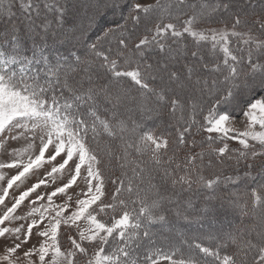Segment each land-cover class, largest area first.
<instances>
[{"label": "snow or ice", "instance_id": "snow-or-ice-1", "mask_svg": "<svg viewBox=\"0 0 264 264\" xmlns=\"http://www.w3.org/2000/svg\"><path fill=\"white\" fill-rule=\"evenodd\" d=\"M16 3L23 16L13 11ZM41 4L47 12L57 13V27H62L64 10L59 0H7L6 3L0 0V20L7 21L0 33V148L9 140L28 141L24 147L8 152L10 161L0 162V170H16L0 192V205L6 206L7 198L14 201L0 215V237L11 232L20 240L24 225L16 228L3 225L32 217L23 239L14 246H6V254L0 256V261L14 264L10 256L28 242L34 227L47 220L43 230L36 233L44 240L23 253L26 258L35 253L39 264H161L162 261L167 264H264V185L248 194L253 219L257 218L256 209L260 210V230L253 228L239 235L228 234L227 241L237 249L232 254L222 255L219 250L227 247V242H219L212 248L189 242L183 234H180V243L187 244L188 252L180 246H172L168 252L149 247L156 243L153 226L167 225L169 211L188 222L197 219L189 215L192 203L182 201V192L191 191L194 185L213 189L222 177L226 181L233 179L223 176L222 171L214 179L205 177V156L209 158L210 168L215 158L222 167L226 161H234L235 165L245 162L249 169L253 166L249 161L264 156V98L247 102L246 110H242L246 118L243 131L230 127L231 116L217 108L222 103H230L237 92L264 93V12H243L242 5L230 11L233 0H155L154 4L147 5L133 2L124 17L125 23L103 31L102 36L87 45L82 57L72 50L66 55L58 50L46 53L52 21L45 17L38 22ZM221 11L229 13L231 19L219 22L230 23V29L198 27L214 23ZM249 16H256L251 24ZM142 20L145 30L137 35L136 29ZM173 21H180L179 27ZM91 25L89 17L88 27ZM256 25L259 34L253 31ZM241 26L247 30L238 31ZM85 31L82 27L81 35L74 38L79 41ZM69 32L52 31L51 36L53 41L59 38L63 43L69 39ZM189 37L194 44L190 52L192 61L178 69L176 64L189 55L186 42ZM232 38L248 46L246 57L234 54L229 46ZM28 41L30 49L26 48ZM29 50L31 55H26ZM204 52L215 62L211 65L206 62ZM149 53L157 54L155 63L150 62ZM201 69L219 73L223 79L212 76L209 83V78L201 75ZM219 84L226 86L223 91ZM205 96L215 99L201 121L197 117L204 112ZM134 114H139L141 120L167 115L169 126L175 129L172 142L189 149L184 160L177 162L170 156L165 161L168 137L141 130L142 125L134 119ZM201 132L209 135L197 143L195 135ZM212 133L217 135L213 137ZM189 135L191 140L187 138ZM89 137L97 147L104 141L102 151L121 169L120 177L112 180L117 186L111 193V202L102 199L105 191L99 167L101 160L89 146ZM37 140L38 154L33 156ZM229 140H235L239 149L230 150ZM197 147L199 152L194 151ZM58 157L60 161L54 163ZM45 165L51 167L43 178L19 195L10 196V189L19 187L29 174ZM82 168L86 171L82 172ZM65 173L68 176L65 183L29 200L37 189L47 187L49 180L55 183L57 174L63 177ZM80 179L86 190L75 194V206L69 211L73 196L67 195L68 190ZM4 180L5 175L0 173V181ZM123 193L127 194L126 198ZM58 194L67 195L63 204L53 203V197ZM45 197L46 203L40 204ZM25 200H29V210L23 216L15 215ZM232 203L242 215L250 214L247 201L243 205L239 199ZM109 211L110 221L98 218L107 216ZM62 225L69 229L70 247L65 250L58 240ZM72 229H75L74 235ZM249 253H252L250 261Z\"/></svg>", "mask_w": 264, "mask_h": 264}, {"label": "rangeland", "instance_id": "rangeland-1", "mask_svg": "<svg viewBox=\"0 0 264 264\" xmlns=\"http://www.w3.org/2000/svg\"><path fill=\"white\" fill-rule=\"evenodd\" d=\"M7 0H4L6 3ZM133 2H139L141 4L147 5V4H154L155 0H59V5L64 10V16H63V26L57 27L56 24V15L57 13L55 11L53 12H47L43 9V6L41 7V16L38 19V22L43 21L45 17H47L48 20L52 21L51 28L49 30V37L47 40L48 47L46 48L47 52H53L55 53L57 50L59 53L67 54L69 50L76 51L78 54H80L82 57L86 53L87 45L94 42L97 38V36H102L103 31L112 28L116 29L118 25L124 24L125 20L124 17L127 16L129 12V6ZM210 2H215V0H210ZM242 5L243 12L248 13H256L261 14L264 12V8H262V5H264V0H233V7L230 11H236V6ZM17 12H20L19 4H16ZM16 12V13H17ZM19 15V14H17ZM89 17L92 18V25L91 27H88L89 24ZM223 20H230L231 17L229 13H225L223 11L219 12L215 17V22L211 24H200L198 25L199 28L207 29L209 27L211 28H231V24L228 23L227 25L220 23L219 21ZM256 19V16H249L248 22L254 21ZM173 23H179V21H173ZM7 25L6 20H0V29H5ZM151 26V25H148ZM257 26V25H256ZM86 29L84 32V35L82 38L78 41L74 37L81 35V28ZM129 28L131 29V23L129 22ZM244 28L241 26L237 30H243ZM69 30H71L69 32ZM145 30V22L142 20L141 24L136 29L137 35L141 34ZM56 31L58 33L63 32H69V39H66L61 43L59 41V38L56 41H53L51 32ZM259 34V32L257 33ZM39 42V41H38ZM27 44L30 46L31 42L28 41ZM234 43H231V45L234 46ZM26 46V48L28 47ZM233 46L232 49H233ZM244 48H246L244 45H242ZM108 45L105 43V48H107ZM112 47L115 48V44L113 42ZM176 47V46H175ZM194 46L191 47V49H188L189 55L184 56L179 63L176 64V68L180 69L183 67L184 63L191 62L192 58L190 56V52L193 50ZM28 49V48H27ZM205 55V61L208 62L210 65L213 63L210 56ZM150 58V62L155 63L156 59L158 58L157 54L154 56H151V53L148 54ZM201 75H203L206 78H209V83H211V77L217 76L219 79H223L222 76H220L219 73H212L210 71H204L201 69ZM156 84L159 85L160 81H156ZM218 87L223 91V89L226 87L223 84H219ZM255 98H264V93L259 94H247V93H241L237 92L234 98L230 103H222L217 106L219 111L227 112L231 116V121L229 122V126L235 128L237 131H243L246 125V118L243 116L242 110H246L247 102L252 101ZM215 98H210L208 96H205L203 98V107L204 109H208L209 106L214 103ZM207 111V110H206ZM205 111V112H206ZM204 112V113H205ZM134 119L139 121L142 125V129L146 131L147 129H150L152 132L156 134H162L164 136H167L169 139V145L166 150V155L163 156V159L166 161L168 157H170V154L173 153L174 149H178L177 153L174 154L176 157H183L186 154H188L189 149L187 146H179L176 143H173L172 141L175 139V129L173 127L169 126V119L167 115H164L163 117H152V118H145L141 120V117L139 114H134ZM156 131H153V130ZM257 130L258 126H257ZM7 133H5L6 135ZM202 134V135H201ZM235 133H231V135H234ZM209 134L201 132L198 136L195 135L196 142L199 140H204ZM213 137H215L217 134L212 133ZM189 140L192 139V136L187 137ZM28 141L24 139H20L18 141H11L9 140L2 148H0V162H8L12 159L8 155V152L12 149L21 148L24 147ZM198 143V142H197ZM217 143L220 144V146H223L222 142L217 141ZM229 149H239V144L235 140H229L227 141ZM254 143V142H250ZM257 149H259V145H255ZM38 148H39V140L36 141V147L33 149L32 154L33 156L35 154H38ZM175 150V151H176ZM162 152L164 150H161ZM194 151L199 152L200 148L197 147L194 149ZM48 155V153H46ZM63 155V154H62ZM183 155V156H182ZM166 156V157H165ZM27 157H25L26 159ZM208 157L205 156L203 165H204V175L207 178H212L218 175L221 172V169L233 167V166H240L241 170L240 173H238L237 179L232 177L233 179L231 181H224L218 183L217 186H214L213 189H207V188H194L191 191H184L182 192L183 195H181L182 201L191 200L192 207L188 210L190 216H196L197 219L193 220L192 222H188L187 225L182 227H166L162 226L156 230L161 239H167L169 238V233L173 234L177 231H186L188 236L190 237H198L201 239H209L214 242V244L217 245L219 242H227V247H221L220 251H222L224 254H232L233 252L237 251L236 247L233 246L230 241H227L228 234L232 235H239L241 231L247 233L248 231H251L253 228L256 229V231L260 230V219H259V209H256L257 218L253 219L251 212H252V206L250 202L249 193L252 189H260L261 185H264V156H258L254 160L249 161L252 163V168L249 169L246 166L245 162H241L239 165H235L234 161H226V166L222 167L216 163L215 158L212 159L213 167H208ZM60 161V158H57V161L54 163H58ZM199 164L200 161H197ZM71 164V162H70ZM112 164L117 168L114 170L112 175L110 172L107 174L105 183L106 188V194L102 199L109 202L111 201V193L115 190V187L117 185H114L112 183V180L117 179L120 177L121 170L119 165L116 163V161L113 159ZM51 165H45L43 168L34 171L33 173L29 174L22 184L19 185V187L14 186L13 189H10V196H16L19 195L20 192L26 190L27 188L31 187L32 184L36 183L38 179L43 178L44 173L48 170H50ZM151 168V167H149ZM245 170V172L242 173V171ZM86 169L82 168V172H85ZM182 171V170H181ZM225 171V170H224ZM0 173H3L5 175V180L0 181V192H2L3 187L6 186L7 179L10 178L12 175L16 174L15 169H3L0 170ZM236 173V172H234ZM230 172H223V175H228ZM242 174H245V177H242ZM236 176V175H233ZM67 173L61 177L59 174H57L56 182L52 183L51 180L48 181V186H41L39 189H37L36 193H33L29 200L35 199L37 194L40 193H50L53 191L56 187L60 186L61 184L65 183L67 181ZM157 183H160L159 180L156 181ZM252 186V187H251ZM82 189L86 190V186L82 179L78 180L77 184L73 186V188L68 190L67 195H72L73 200L69 201L70 208L69 211H71L72 208L75 206V199H76V193H80ZM178 190V189H177ZM124 194V193H123ZM67 195L58 194L57 196L53 197V203L54 204H63L67 200ZM183 196V197H182ZM186 197V198H184ZM83 198V197H81ZM239 199L240 204L243 205L245 201L248 202V211L249 215L244 216L242 215V212L239 208H237L232 201ZM29 200H25L23 204L20 206V208L17 210L15 215L23 216L28 210H29ZM14 201L11 198H7L5 201V205L10 207L11 204ZM40 204L46 203V197L45 200H42L39 202ZM6 206L0 205V215L3 214L4 211H6ZM38 206V205H35ZM95 207V205L93 206ZM170 213V214H169ZM168 216H173L174 218H177L174 211H169ZM67 214V213H66ZM54 215V213H52ZM112 217V213L109 211L107 216L101 215L98 218L104 219L105 221H110ZM38 219V217H36ZM32 217H29L26 220H13L11 222H5L3 227L8 228H16L21 225H24V228L22 229L20 235V240L23 239L24 232L26 231L27 224L30 222ZM179 221H184L183 218H177ZM48 223L47 220L42 222L38 227H34L32 234L28 240L27 243L21 244L20 249L16 253H13L10 256V259L14 261V264H28L29 261H33L34 264H39L38 257L33 254L31 257H24L23 253L25 251L33 250L35 247H38L39 243L44 240L43 237H39L36 235L37 231L43 230L44 226ZM72 234H75V229H72ZM68 235H69V229L65 226H61L58 240L60 241L62 250H65L70 247V241H68ZM253 237H255L256 233H252ZM187 236V237H188ZM78 239V237H76ZM20 240L16 238V235L9 232L4 237H0V256H3L6 254V246H14L16 243H20ZM90 247V246H89ZM243 255V253H242ZM50 258L46 257V261ZM252 258V253H249L247 256V259L250 261ZM0 264H7L6 261H0ZM161 264H167L166 261H162Z\"/></svg>", "mask_w": 264, "mask_h": 264}, {"label": "trees", "instance_id": "trees-1", "mask_svg": "<svg viewBox=\"0 0 264 264\" xmlns=\"http://www.w3.org/2000/svg\"><path fill=\"white\" fill-rule=\"evenodd\" d=\"M7 2V1H6ZM17 4V3H16ZM16 4L14 5V8H13V11H15V12H17V7H16ZM43 6V4H41V7ZM17 14H19L18 16H23L24 14L22 13V12H17ZM180 21H179V23L177 24V26L179 27V25H180ZM250 24H251V22H249ZM244 28V27H243ZM247 29H243V30H240V31H246ZM4 31V29H0V33H2ZM253 31L254 32H256V33H258L259 32V26L257 25V26H255L254 27V29H253ZM143 32H144V30H143ZM142 32V33H143ZM141 33V34H142ZM140 35V34H139ZM187 45H188V47H187V50L188 49H191V47H193L194 46V44H193V42L191 41V38L189 37V38H187ZM235 42V44H234V46L233 45H231V43H234ZM230 43V47L231 46H233V52H234V54L235 55H237V56H240V57H246V55H247V48H248V46L247 45H244V44H242V43H240V44H238L237 43V39L236 38H232V42ZM28 44H27V42H26V46H27ZM242 45H244L246 48H244ZM173 47H175V45L173 46ZM28 49H30L31 48V45L29 46L28 45V47H27ZM232 48V47H231ZM238 48H242V49H244L243 51H239L238 50ZM87 50V49H86ZM45 51H46V49H45ZM76 52V51H75ZM46 53H48L47 51H46ZM207 52H204V56L206 55L207 56ZM26 55H31V51L29 50V51H26ZM154 55H156L155 53H151V56H154ZM221 55V57H222V54H220ZM209 56V55H208ZM210 61L212 60V62L214 63L215 61L213 60V59H209ZM207 110V109H206ZM205 109H204V112L206 111ZM202 113L199 117H197L199 120H201L202 121V119H203V115H206L207 114V111L205 112V113ZM146 131H151L150 129H147ZM153 131H156L155 129L153 130ZM193 131H195V129L193 130ZM200 134V133H199ZM199 134H197L196 136H198ZM202 135V134H201ZM198 143L199 142H201V140H199V141H197ZM88 143H89V146L93 149V150H95L96 152H97V155L99 156V158H100V160H101V164L99 165V167H100V170H101V172H102V175H103V179H104V191H105V194H106V188H105V183H107V181H106V177L105 176H107V174L110 172V174L112 175V173L114 172V170H116L117 168L114 166V164H112V160L113 159H110L108 156H106L105 154H104V152L102 151V149L104 148V141H101V143H100V146L99 147H97V143L95 142V141H93L90 137L88 138ZM176 149H174L173 150V153H171L170 154V156H174V154L175 153H177V151H178V149L175 151ZM183 156V155H182ZM186 156V155H185ZM185 156H183V157H177V154H176V157H175V159H176V161L177 162H182L183 160H184V158H185ZM166 157V156H165ZM149 167H152L151 165H149ZM171 167H175V165L173 164V165H171ZM118 169H120V168H118ZM121 170V169H120ZM230 172V174H228V175H223V176H225V177H227V176H231V177H234L235 179H237L236 177H238L239 175H238V173H240V170H241V168H240V166H233V167H231V168H229V170H228V167L227 168H223V169H221V171L222 172ZM234 172H236V173H234ZM243 172H245V170H243L242 171V173ZM121 174V173H120ZM119 174V175H120ZM233 175H236V176H233ZM242 177L244 178L245 177V174H242ZM119 178V177H118ZM117 178V179H118ZM213 179L215 178V177H212ZM221 181L222 182H224V181H226V180H224L223 179V177L221 178ZM220 181V182H221ZM219 182V183H220ZM194 188H196V186L194 185L193 186V188L192 189H194ZM198 188V187H197ZM200 188V187H199ZM198 188V189H199ZM202 188V187H201ZM204 188V187H203ZM179 190V189H178ZM123 195V197L124 198H126L127 197V194L126 193H124V194H122ZM181 195H183V193H181ZM183 197V196H182ZM184 198H186V197H184ZM109 202H111V201H109ZM170 214V213H169ZM168 218H169V223L167 224V225H163V226H166V227H172V229L174 228V227H182V226H184L185 227V225H187V223H188V221H179L177 218H174L173 216H168ZM160 227H162L161 225H155V226H153V231L154 232H156V230H158V228H160ZM174 230V229H173ZM157 233V232H156ZM180 234H183V238L184 239H186V240H188L189 242H199V243H201L203 246H208V247H212V248H215L216 247V244H214V242L212 241V240H209V239H201V238H198V237H190V236H188V234H187V232L186 231H177V233L175 232L174 234H173V232L172 233H169V238H167V239H161L160 237H158V236H156V243H155V245L154 246H149V247H158V248H160L163 252H168V251H170V249H171V247L172 246H180L181 248H182V250L184 251V252H188L189 251V249H188V246H187V244H181L180 243V241H181V235ZM157 235H159V233H157ZM188 236V237H187ZM222 249V248H221ZM221 249H219V250H221ZM193 251L197 254V255H202V254H199V252H198V250H196V249H193ZM221 252V254L223 255L224 253L222 252V251H220Z\"/></svg>", "mask_w": 264, "mask_h": 264}, {"label": "bare ground", "instance_id": "bare-ground-1", "mask_svg": "<svg viewBox=\"0 0 264 264\" xmlns=\"http://www.w3.org/2000/svg\"><path fill=\"white\" fill-rule=\"evenodd\" d=\"M252 187V186H251Z\"/></svg>", "mask_w": 264, "mask_h": 264}]
</instances>
